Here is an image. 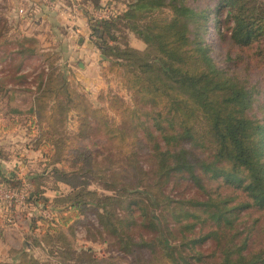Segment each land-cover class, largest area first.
Listing matches in <instances>:
<instances>
[{"label":"trees","instance_id":"1","mask_svg":"<svg viewBox=\"0 0 264 264\" xmlns=\"http://www.w3.org/2000/svg\"><path fill=\"white\" fill-rule=\"evenodd\" d=\"M82 1L107 12L89 16L90 40L129 100L109 88L90 101L57 50L0 13L2 129L25 130L42 155L26 180L0 172V188L40 213L13 262L37 264L29 239L61 264L113 260L73 242L94 216L132 264H264V0ZM43 52L47 67L24 72Z\"/></svg>","mask_w":264,"mask_h":264},{"label":"crops","instance_id":"2","mask_svg":"<svg viewBox=\"0 0 264 264\" xmlns=\"http://www.w3.org/2000/svg\"><path fill=\"white\" fill-rule=\"evenodd\" d=\"M0 1L5 4L8 10V19L18 23L19 29L24 34L39 39L45 49H50L51 43H57L58 46L62 47L61 49H65L67 56L64 65L67 69L73 70L76 81L80 85L82 81L94 82L95 85L97 77L102 81L105 79L102 76V68L107 62L102 59V55L91 42V30L89 28V16L104 17L103 13L100 14L103 11L95 9L92 3L82 0H48L52 6L46 0ZM101 5L104 7L105 3L102 2ZM20 9L30 12L29 19L19 20V18H24V15L19 13ZM75 39L79 46L73 45ZM93 73H97V77L92 78L94 77ZM89 89L88 87L84 88L87 92ZM1 132L0 149L4 153L8 151L10 156L9 159L0 158V172L8 173L12 177L17 176L19 180H26L35 172L34 167L40 165L41 153L33 151L26 145L29 139L25 130L17 129L9 133L3 131L4 134ZM20 133L22 135L18 136ZM21 212L22 216L29 212L25 217L27 220H24V224H28L26 231L29 232L30 216H35L38 211L32 208L27 209L25 206V208H21L20 214ZM16 214H18L16 211L14 214H8L6 208L0 204V253H8L9 251L6 247L9 245L7 243L9 240L8 228L15 225L14 220L18 219Z\"/></svg>","mask_w":264,"mask_h":264},{"label":"rangeland","instance_id":"3","mask_svg":"<svg viewBox=\"0 0 264 264\" xmlns=\"http://www.w3.org/2000/svg\"><path fill=\"white\" fill-rule=\"evenodd\" d=\"M0 13H3V15L8 14V10L5 4H3V2L1 1H0ZM102 13L103 12H100V14ZM12 26L13 28L16 27L15 24H12L11 27ZM13 28H12V31H13ZM11 34L13 37H15L16 36L15 30ZM13 41L14 39H7V42H13ZM209 42L216 45L215 40H213L212 34L209 37ZM51 44H52V47H50V51L52 52L53 49L57 50L62 57L61 62L63 64L67 56V54L65 53V49H61L62 47L58 46L57 43L56 44L51 43ZM73 45L79 46V43L77 42L76 39L74 40ZM133 45L138 48H142L143 46L138 41L133 42ZM6 48L8 50H11L15 48V45L14 46L9 45V46H6ZM215 49H217L216 46H215ZM45 54L46 53L43 52L41 55L34 56V58L32 59L26 60L24 63L23 71L34 75L38 73L42 68L47 67L46 63L48 62H44L46 61V58H47ZM1 56L2 54L0 53V57ZM215 58L217 59V61L220 62V57L218 56V54H215ZM4 67L5 65L3 64L0 65V78L1 76H3V73H5L3 69ZM73 68L77 70L76 67L73 66ZM96 74H94V77L92 78L97 77ZM31 79H32V76L30 77V80ZM96 79H97V82H96L97 84L95 83V85L93 84L94 82L90 83L88 81H85V82L82 81L83 83L81 82V88H80V90L86 87L90 88L88 92L86 90L85 91L87 92L88 99L92 101L93 103L97 104L100 101V99L98 98L99 93L101 91L107 90V88H111L113 90L119 91V93L125 96L127 100L130 99L128 98L127 94L124 91L120 90V85L118 83V80L115 77L110 76L108 77L107 81H105V79H103L102 81L98 77ZM15 97L17 98V101H16L17 104H19L22 108H27L30 102V95L28 93L18 92L17 94H15ZM8 110H9L8 98L4 96V93L0 92V132L2 131L1 132L2 134H4L2 126L5 124L3 117H4L5 112H7ZM68 126H69L70 131H74L76 129L77 124H76L74 116H72L71 119L69 120ZM21 135L22 133L18 134V136H21ZM39 170H41V166L37 165L34 167V171H39ZM61 189L64 191L68 190L67 187H63V186H61ZM47 196H49L50 198H53L54 193L48 192ZM17 213L19 214V212ZM18 214H16V216ZM39 215L40 213L36 212L35 216H39ZM24 220H27V219L25 218V216H22V212H21V214H19L18 219L16 218L14 220L15 225L12 224L13 227L8 228L9 240H7V243L9 245H7L6 247H7V250L9 251L8 253H0V264H17L16 262H13L14 256H13V253L10 254V250H21L23 248V244L26 242V238H28L27 236H30V234L27 235L28 232L26 231V228L28 227V224H24L25 223ZM82 221L83 222L77 224V226L73 228L74 230L73 242L75 243V245L82 246V247L86 246V248L93 249L94 253L99 258L113 259V260H106V262L104 263H97V264H108V262H112L113 264L114 263L115 264H132L130 263L129 257L120 255L117 252L116 247L114 245H111L109 242H105V237L96 231L97 222L94 216H90L87 219V222L84 220ZM29 241H30L29 243L30 248H28L29 250L28 253L31 254L32 257L38 261L37 264H61L60 263L61 260L54 253L51 252L52 251L51 244L47 245L46 243H42L39 240L37 241V243H35L33 239L32 240L29 239Z\"/></svg>","mask_w":264,"mask_h":264},{"label":"built area","instance_id":"4","mask_svg":"<svg viewBox=\"0 0 264 264\" xmlns=\"http://www.w3.org/2000/svg\"><path fill=\"white\" fill-rule=\"evenodd\" d=\"M46 2L49 3L50 6H52V3H50V1L46 0ZM19 13L22 15L26 14V12L22 9L19 10ZM102 15L106 17L107 12L103 11ZM25 197L26 194L24 192H15L0 188V204H4L7 206L6 210L8 214H10V208L14 205H16V212H19L20 214L21 208L23 209L26 206ZM19 214L17 215V217H19Z\"/></svg>","mask_w":264,"mask_h":264},{"label":"water","instance_id":"5","mask_svg":"<svg viewBox=\"0 0 264 264\" xmlns=\"http://www.w3.org/2000/svg\"><path fill=\"white\" fill-rule=\"evenodd\" d=\"M103 60L107 61L108 59L105 56H101Z\"/></svg>","mask_w":264,"mask_h":264}]
</instances>
